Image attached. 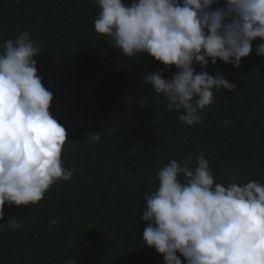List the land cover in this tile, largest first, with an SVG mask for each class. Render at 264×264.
Instances as JSON below:
<instances>
[{
    "label": "trees",
    "instance_id": "trees-1",
    "mask_svg": "<svg viewBox=\"0 0 264 264\" xmlns=\"http://www.w3.org/2000/svg\"><path fill=\"white\" fill-rule=\"evenodd\" d=\"M99 11L95 0H0V45L28 32L39 47L37 71L67 132L63 166L74 169L37 204L5 205L0 264H164L142 240L144 198L170 160L191 158L195 167L201 150L215 182L226 186L239 172L238 184L264 183V56L255 52L257 41L238 68L209 61L206 70L235 88L213 90L203 123L188 126L143 83L146 73L163 69L171 78L178 70L112 47L94 30ZM9 218L21 227L11 228Z\"/></svg>",
    "mask_w": 264,
    "mask_h": 264
},
{
    "label": "clouds",
    "instance_id": "clouds-1",
    "mask_svg": "<svg viewBox=\"0 0 264 264\" xmlns=\"http://www.w3.org/2000/svg\"><path fill=\"white\" fill-rule=\"evenodd\" d=\"M95 3L100 11L94 30L112 47L126 57L146 53L178 70L171 78H164L163 69L146 73L143 83L188 126L203 123L201 112L212 105L213 90L235 88L221 72L206 70L209 61L238 68L253 41L256 54L264 56V0ZM39 51L28 32L0 45V220L6 204L35 205L74 172L63 166L67 132L50 110L54 97L37 71ZM229 123L226 118L224 126ZM191 165V158L184 164L172 159L159 170L158 187L144 198L140 213L147 222L144 244L164 264H264V183L238 184L239 172L226 186L215 182L203 150ZM5 223L21 227L16 218Z\"/></svg>",
    "mask_w": 264,
    "mask_h": 264
}]
</instances>
